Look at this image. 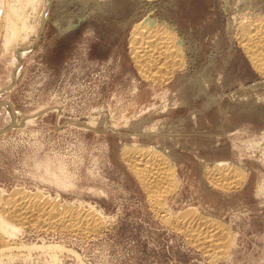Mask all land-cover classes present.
Segmentation results:
<instances>
[{"label": "rangeland", "instance_id": "obj_1", "mask_svg": "<svg viewBox=\"0 0 264 264\" xmlns=\"http://www.w3.org/2000/svg\"><path fill=\"white\" fill-rule=\"evenodd\" d=\"M250 16L264 0H0V264H264V72L239 38ZM150 19L180 49L146 78L131 40ZM129 147L159 152L174 183L148 191ZM19 192L96 226L15 221L4 205ZM190 211L224 231L216 258L191 241Z\"/></svg>", "mask_w": 264, "mask_h": 264}, {"label": "bare ground", "instance_id": "obj_2", "mask_svg": "<svg viewBox=\"0 0 264 264\" xmlns=\"http://www.w3.org/2000/svg\"><path fill=\"white\" fill-rule=\"evenodd\" d=\"M246 21H242L244 22V26L246 25V28H244L246 29V31L240 29V31L242 32L241 37H239L240 40L244 35L242 40V43L244 42V44L241 43V45H244L243 47L246 46V49H244L251 53L250 55L254 56V61L261 60L259 61V63H257L258 61L255 63H257L256 65H258L259 68H261L264 72V16L252 17L249 21H247L248 23H246ZM141 22L142 20L139 21L140 24ZM242 22H240V24ZM149 24L154 25L153 20L150 19L149 23L147 21V25H143L144 28L140 30V33H142V35H140V33H137L131 40L133 53L132 57L136 62L135 64H137L140 73L146 78H151V73H154L153 71L151 72V69L154 66L156 67L157 63L162 67L164 65L162 64V62H165L166 60L167 62H169L168 60H170L171 54L174 55L176 53L175 56H177L179 54L178 49H180V47H177V45H179V42L175 40V34L173 31L165 30L166 28L159 31L155 28H150L151 30L149 28L146 29ZM240 24L239 27H241ZM158 25L159 24H157V26ZM175 56H172L173 59L170 61H176L174 59ZM177 58L178 57H176V59ZM255 58L258 59L255 60ZM170 64L173 63L169 62L168 67H170ZM157 67L156 69H159V67ZM153 76L155 77V75ZM158 153L159 152L150 147H129L125 150L127 159L132 162L134 172L139 177L143 185L147 189L149 188L148 191L152 192H155L154 190H152L153 185L162 184L163 182H167L168 184L170 182L171 184L176 178V176H174L175 174L173 175L169 172H166V170L164 171V168L167 169L169 166L163 167V165H166L167 161H164L162 156H160ZM228 163V161H225L214 164V166L209 169V173L211 175L223 174L222 171L227 169ZM27 195H25V192H19V194L14 195L6 200L4 210L7 214H9L7 217L11 216V218L13 217V219H17H14L15 221L19 220L20 222L32 221L39 226L47 225V227L52 226L57 221L63 226H67V228L70 227L73 230L74 228H76V230L80 229L83 232L89 227L91 230V228H93L96 224L91 211L79 213L72 210H63V208L60 209L59 207H56L57 205L55 206L53 203H50V201L48 202L44 199L41 200V197L38 198L39 196L36 197ZM192 223H196V225L198 226L196 229H186L189 231L188 235L189 237H191V241H193L196 245L205 248L207 253L209 252L208 255H210L211 258H216L219 254L218 252L217 255L215 254L216 250L217 248L221 247V240H225L223 237L224 235H222L224 231H222L221 234V229L218 228L220 226H218L217 220H215L214 217L190 211L186 213L183 224ZM219 233L220 235H222V239L219 238ZM3 241L5 242V240ZM6 241L8 242V240ZM7 242H5L4 244L6 245Z\"/></svg>", "mask_w": 264, "mask_h": 264}]
</instances>
